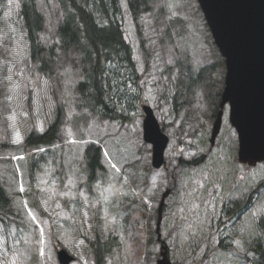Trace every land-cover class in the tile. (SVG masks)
Here are the masks:
<instances>
[{
  "label": "rangeland",
  "instance_id": "rangeland-1",
  "mask_svg": "<svg viewBox=\"0 0 264 264\" xmlns=\"http://www.w3.org/2000/svg\"><path fill=\"white\" fill-rule=\"evenodd\" d=\"M20 1L0 0V92L4 85L3 102L11 109L6 115L0 109V185L11 212L0 215V264H59V247L73 256L69 264H156L160 240L173 264L256 261L251 248L264 244V221L258 224L264 216V162H237L238 139L227 104L210 142L225 69L197 0H148L137 15L127 0H119L118 20L135 73L124 76L115 95L126 118L117 121L78 109L79 58L57 46L58 1L34 0L43 15L40 40L54 47L50 72L31 60ZM143 104L152 108L169 139L160 167L152 165V146L143 141ZM59 106L55 148L36 146L29 152L20 146L27 133L45 129ZM91 142L101 146L102 169L88 180L85 148ZM201 154L203 162L187 163ZM255 188L259 193L244 211L221 212L226 203L245 207ZM167 189L157 239V207ZM123 197L137 201L117 209ZM92 206L97 210L90 217ZM132 212L146 220L128 243L134 219L127 224L125 218ZM79 221L84 229L75 234ZM96 230L105 242L99 262L95 244L85 239L95 241Z\"/></svg>",
  "mask_w": 264,
  "mask_h": 264
},
{
  "label": "trees",
  "instance_id": "trees-1",
  "mask_svg": "<svg viewBox=\"0 0 264 264\" xmlns=\"http://www.w3.org/2000/svg\"><path fill=\"white\" fill-rule=\"evenodd\" d=\"M57 1L62 10V17L56 27L57 46L64 53L73 52L79 58V63L77 65L79 68L77 72L80 74V79L76 84L78 109H85L93 115L102 118V120L105 118L114 119L115 121L118 119H126L122 114L123 110L121 109L122 112L117 110L118 105L115 95L121 83H124L122 80L124 76L129 74L133 75L135 73V68L131 47L123 37L121 23L118 20L120 12L119 0ZM147 2L148 0H127L132 15H137L143 8H145L143 7V4ZM19 6L25 38L29 44L31 60L39 64L40 70L46 72L49 70L50 72L53 63L55 62V54L53 46L45 47L40 40V33L43 29V15L38 11L34 0H21ZM1 14L2 10L0 9V20ZM2 25L3 21H0V26ZM212 43L214 45L213 40ZM214 47L218 50L215 45ZM218 54L220 59H222V62L219 63L220 65L222 64L224 68V59L221 57L220 53ZM2 89L3 90L0 92V100L2 101L0 102V109H2V113L6 115L11 109L9 103L3 102L8 95L4 85L2 86ZM62 110V106L57 108L56 113H54L55 115L51 117V121L46 125L43 131H30L27 133L20 146L29 148V152L36 146L54 147V140L57 137L58 128L62 118ZM85 155H87L88 159V179L92 180L95 172L102 169L100 161L101 146L93 142L89 143L85 149ZM205 157V154H201L197 158L187 161V163H201L205 160ZM35 163L36 166L31 169L32 172L35 167H38V161ZM32 179L34 183L36 177H33ZM258 187L260 188V186ZM258 193V188L249 192L245 207L238 206L236 208H231L226 203V205L222 207L221 212L224 214H235L236 212L244 211L254 202ZM122 199L123 205H117V209H125L130 206L131 202L137 201L136 199L128 197H123ZM7 201L8 198L5 188L0 185V203H2V207H0V215H6V213L11 215L9 206L8 204L6 205ZM113 203L119 202H117V199H114ZM75 207H77L78 210L77 202ZM96 210V207H91L89 212L91 215L90 217L94 215ZM43 215H47V213H43ZM130 215H127L125 218L126 223H131L130 220L134 219V222L130 224L131 229L126 235V241L128 243H132L133 240L136 239L137 234L135 231L136 229L138 231L141 229L137 225L141 223V221L143 222L146 220V216L142 219V217H139L135 212H132ZM89 219L92 220L91 218ZM263 221L264 216L259 220L258 224L260 226L263 225ZM97 223L98 219L94 224V229L96 228L95 225ZM83 225V221H79L75 234H79V232L84 229ZM89 225L92 227L91 224ZM86 230L88 232L87 227ZM94 232L96 233V237H94L95 241H91V239L88 238L85 239L88 242L95 244V253L97 262H99L100 254L98 251L103 248L105 242L100 239V233L98 230ZM138 235H140V231ZM221 242L222 241L220 240V244ZM224 246L226 247L228 245L225 244ZM251 250H253L257 260H250V263L264 264V244L257 243L251 248Z\"/></svg>",
  "mask_w": 264,
  "mask_h": 264
},
{
  "label": "water",
  "instance_id": "water-1",
  "mask_svg": "<svg viewBox=\"0 0 264 264\" xmlns=\"http://www.w3.org/2000/svg\"><path fill=\"white\" fill-rule=\"evenodd\" d=\"M209 26L215 45L225 62L224 87L210 142L222 122L223 107L229 105V122L238 138L237 158L254 165L264 161V0H197ZM143 138L152 145V165L164 163L168 136L149 105L142 106ZM169 189L162 194L157 217L158 239L162 207ZM156 264H173L162 241ZM60 264L73 257L64 248L57 250Z\"/></svg>",
  "mask_w": 264,
  "mask_h": 264
},
{
  "label": "flooded vegetation",
  "instance_id": "flooded-vegetation-1",
  "mask_svg": "<svg viewBox=\"0 0 264 264\" xmlns=\"http://www.w3.org/2000/svg\"><path fill=\"white\" fill-rule=\"evenodd\" d=\"M227 104V103H226ZM225 104V105H226ZM228 105V104H227ZM224 108V107H223ZM228 108H229V105H228ZM224 110V109H223ZM228 116H229V113H228ZM180 160V159H179ZM161 200V199H160ZM159 203H160V201H159ZM159 203H158V207H159ZM158 207H157V215H158ZM164 207V206H163ZM163 210V209H162ZM158 217V216H157ZM158 239V238H157ZM160 243H161V241H160Z\"/></svg>",
  "mask_w": 264,
  "mask_h": 264
},
{
  "label": "bare ground",
  "instance_id": "bare-ground-1",
  "mask_svg": "<svg viewBox=\"0 0 264 264\" xmlns=\"http://www.w3.org/2000/svg\"><path fill=\"white\" fill-rule=\"evenodd\" d=\"M162 242V240H160Z\"/></svg>",
  "mask_w": 264,
  "mask_h": 264
}]
</instances>
